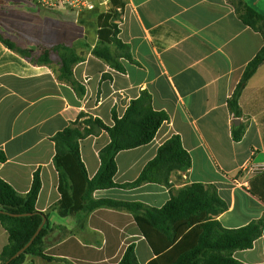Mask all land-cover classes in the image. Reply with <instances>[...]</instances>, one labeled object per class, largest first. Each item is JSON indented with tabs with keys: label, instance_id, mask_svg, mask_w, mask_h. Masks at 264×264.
<instances>
[{
	"label": "crops",
	"instance_id": "obj_1",
	"mask_svg": "<svg viewBox=\"0 0 264 264\" xmlns=\"http://www.w3.org/2000/svg\"><path fill=\"white\" fill-rule=\"evenodd\" d=\"M5 1L0 0V32L5 38L25 49L66 46L81 59L72 67L74 86L59 77V52L52 55L51 64L38 65L0 41V152L6 157L0 161V177L26 195L34 174H40L36 209L49 216L47 256L65 264H118L135 244L140 264L154 258L127 211L100 208L88 216L59 214L52 141L80 113L113 126V114L121 118L144 91L151 95L154 110L166 113L169 120L150 144L118 153L114 181L120 185L136 181L173 136L181 138L192 167L187 173H172L171 187L145 183L98 190L93 198L162 208L178 190L200 183L213 188L228 205L218 217L225 228L254 221L264 225V64L242 93V117L234 118L228 107L247 65L264 46V36L243 23L231 0H123L124 10L115 23L131 60L110 45L119 68L92 53L99 45L98 16L106 11L98 12L97 7L77 15L70 10L33 9L22 0H10V5ZM244 1L264 15V0ZM234 126L243 129L241 141L233 139ZM109 142L105 131L81 141L90 179L98 173L100 151ZM8 239L0 224V253ZM234 258L264 264V228L254 247L236 251ZM47 262L28 257L24 264Z\"/></svg>",
	"mask_w": 264,
	"mask_h": 264
},
{
	"label": "trees",
	"instance_id": "obj_2",
	"mask_svg": "<svg viewBox=\"0 0 264 264\" xmlns=\"http://www.w3.org/2000/svg\"><path fill=\"white\" fill-rule=\"evenodd\" d=\"M243 23L264 36V15L249 6L244 0H231ZM108 11L98 16V40L92 53L107 63L119 68L110 45L124 52L129 47L118 39L119 28L115 21L125 7L123 0H110ZM0 41L10 50L38 65L52 63L55 52L65 51L60 62V75L74 86L72 67L81 61L73 57L66 46L38 47L25 49L5 38L0 32ZM264 64V46L247 65L242 79L228 100V107L234 118H241L240 98L249 80ZM84 90L80 89V94ZM169 120L164 112L154 110L151 95L144 91L132 101L126 113L120 118L113 114V126L102 120L80 113L74 122L52 138L55 143L54 166L59 175L58 191L61 199L58 211L61 216L84 213L86 216L100 208L123 210L131 213L138 228L154 253L147 264H244L234 258L236 251L249 250L263 234V222L254 221L247 226L225 228L218 217L228 210V205L211 188L200 183L185 186L172 194L162 208L148 207L139 202H122L113 199H94L98 190L111 188L131 189L145 183L162 184L171 187L172 173H187L192 159L182 145L179 136H173L158 149L157 156L143 169L139 178L127 184H117L116 157L125 150L137 149L150 144L162 125ZM105 131L109 144L100 151L101 166L94 178L88 177L81 157V141ZM233 139L241 141L243 129L233 127ZM0 161L6 157L0 152ZM42 188L40 174L36 172L30 191L19 194L0 177V224L7 231L8 244L0 253V264H24L28 257L55 261L45 254V237L50 232L49 216L36 209V202ZM35 239L32 241L34 236ZM29 247L8 263L20 250ZM71 264V263H68ZM118 264H140L135 244L129 245Z\"/></svg>",
	"mask_w": 264,
	"mask_h": 264
},
{
	"label": "built area",
	"instance_id": "obj_3",
	"mask_svg": "<svg viewBox=\"0 0 264 264\" xmlns=\"http://www.w3.org/2000/svg\"><path fill=\"white\" fill-rule=\"evenodd\" d=\"M35 3L46 10H70L77 15L88 10H95L98 5H105L100 0H34Z\"/></svg>",
	"mask_w": 264,
	"mask_h": 264
},
{
	"label": "rangeland",
	"instance_id": "obj_4",
	"mask_svg": "<svg viewBox=\"0 0 264 264\" xmlns=\"http://www.w3.org/2000/svg\"><path fill=\"white\" fill-rule=\"evenodd\" d=\"M31 3H29V0H22V4H25L26 6L28 7H31L33 9H41L36 3L34 0H30ZM106 0H101V2H105ZM6 5H10V0H6ZM110 9V3H106V5H103V6H98V12L100 11H107ZM43 10V9H41ZM54 11V10H53ZM63 51H59V55H63ZM42 264V263H41ZM44 264H65L64 261H55V262H47V263H44Z\"/></svg>",
	"mask_w": 264,
	"mask_h": 264
},
{
	"label": "water",
	"instance_id": "obj_5",
	"mask_svg": "<svg viewBox=\"0 0 264 264\" xmlns=\"http://www.w3.org/2000/svg\"><path fill=\"white\" fill-rule=\"evenodd\" d=\"M234 123L236 124V125H239L240 124V119H236L235 121H234ZM37 236V234L34 236V238L32 239V241L35 239V237ZM32 241L25 247V248H23L22 250H20L13 258H11V260L8 262V263H10L12 260H14L16 257H18L20 254H22L25 250H26V248L27 247H29L30 246V244L32 243Z\"/></svg>",
	"mask_w": 264,
	"mask_h": 264
}]
</instances>
